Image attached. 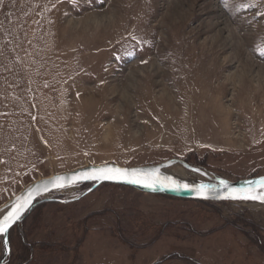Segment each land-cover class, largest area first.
<instances>
[{"label": "rangeland", "instance_id": "374dc122", "mask_svg": "<svg viewBox=\"0 0 264 264\" xmlns=\"http://www.w3.org/2000/svg\"><path fill=\"white\" fill-rule=\"evenodd\" d=\"M171 159L264 175V0H0V208L51 175ZM88 188L37 204L8 264H264L263 204Z\"/></svg>", "mask_w": 264, "mask_h": 264}, {"label": "water", "instance_id": "95a60500", "mask_svg": "<svg viewBox=\"0 0 264 264\" xmlns=\"http://www.w3.org/2000/svg\"><path fill=\"white\" fill-rule=\"evenodd\" d=\"M118 167L120 169H128V170H136L139 174L142 175L141 178L145 180V182L151 183L153 181L156 182V187L153 190L152 188L143 187L136 184L124 183V182H114L110 180H86L80 183H73L78 177L82 174H90L93 168H104V167ZM181 167L183 170L191 173L193 176L199 177L198 179L194 178L192 180L185 179L184 177L178 178L170 174V169L173 167ZM223 180L227 185H229L228 189H224L220 184V181ZM264 181V175L246 178V179H236L235 181L229 180L227 177L212 173L202 167L192 166L184 160L180 159H171L166 162H163L158 165H149V166H136V167H120L116 164H101V165H92L85 166L82 168H77L72 171L62 172L60 174L51 175L39 180H36L29 185L26 186L23 190H21L17 195L13 198L5 202L0 208V220L3 219L5 215L9 212H13L16 207L19 205L25 204L26 201H31V206L27 207V211L24 213L22 218L17 221L12 228H14L17 224H19L30 212L31 210L39 203L43 201H57L62 202L56 199H49L48 196L52 193L82 186L89 185V188L84 192L83 195H87L97 189L102 185H112L121 188L130 189L141 194L158 196V197H168L179 200L186 201H197V202H212V203H253V204H263L261 200H234V199H225L223 197L231 194L232 189H242L248 190L251 189V192L255 194L258 189L261 187V182ZM174 182L179 183H187L192 187L193 190H170V186L174 184ZM54 183H63L68 185L62 189H56L53 187ZM200 184H211L214 185L215 188L210 194V198H202L201 195L195 191V188ZM261 195H264V190H261ZM23 211V210H22ZM11 228V229H12ZM10 229V230H11ZM10 230L7 234V239L9 237ZM2 239V243L4 241V237H0ZM4 256L0 264L4 262V260L9 255V250H7L4 246Z\"/></svg>", "mask_w": 264, "mask_h": 264}, {"label": "snow or ice", "instance_id": "6c2138e0", "mask_svg": "<svg viewBox=\"0 0 264 264\" xmlns=\"http://www.w3.org/2000/svg\"><path fill=\"white\" fill-rule=\"evenodd\" d=\"M142 175L146 174H139L136 170H128V169H120L118 167H104V168H93L90 174H82L73 183H80L86 180H110L114 182H124L130 184H136L143 187L152 188L153 190L156 187V182L153 181L151 183L145 182L144 179L141 178ZM220 184L226 190L229 188L223 180L220 181ZM63 183H54L53 187L56 189H62L67 187ZM193 190L190 185L187 183H179L174 182L173 185L170 186V190ZM215 186L211 184H200L198 187L195 188L202 198H210V194L214 190ZM261 190H264V181L261 182L260 189L257 190L255 194L251 192V189L242 190V189H232L231 194L225 196V199H234V200H261L264 202V195H261ZM31 206V201H26L25 204L19 205L14 209L13 212H9L7 215L0 220V237H4V246L7 250L10 251V242L7 239V234L12 226L19 221L24 213L27 211V207ZM23 210V211H22Z\"/></svg>", "mask_w": 264, "mask_h": 264}, {"label": "flooded vegetation", "instance_id": "af4514ba", "mask_svg": "<svg viewBox=\"0 0 264 264\" xmlns=\"http://www.w3.org/2000/svg\"><path fill=\"white\" fill-rule=\"evenodd\" d=\"M0 240H1L2 249H3V252H2V255H1V258H0V262H1L2 261V258L4 256V247H3L2 239H0ZM8 240H9V237H8ZM9 260H10V257L8 255V257L4 260V262L2 264H8Z\"/></svg>", "mask_w": 264, "mask_h": 264}, {"label": "bare ground", "instance_id": "6f19581e", "mask_svg": "<svg viewBox=\"0 0 264 264\" xmlns=\"http://www.w3.org/2000/svg\"><path fill=\"white\" fill-rule=\"evenodd\" d=\"M170 174H172L173 176H176V177H178V178H181V177H183V174L184 173H182L181 171L180 172H178V171H176V172H174V171H170ZM186 178V177H185Z\"/></svg>", "mask_w": 264, "mask_h": 264}, {"label": "trees", "instance_id": "16d2710c", "mask_svg": "<svg viewBox=\"0 0 264 264\" xmlns=\"http://www.w3.org/2000/svg\"><path fill=\"white\" fill-rule=\"evenodd\" d=\"M83 186H85V185H82V187ZM179 200V199H178ZM194 202H197V201H194ZM25 247H27L26 245H25ZM75 247H77V245L75 246ZM78 248V247H77ZM33 250V247H29V251H32Z\"/></svg>", "mask_w": 264, "mask_h": 264}]
</instances>
